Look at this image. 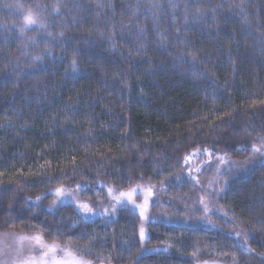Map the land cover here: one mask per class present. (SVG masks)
Here are the masks:
<instances>
[{"label":"trees","instance_id":"obj_1","mask_svg":"<svg viewBox=\"0 0 264 264\" xmlns=\"http://www.w3.org/2000/svg\"><path fill=\"white\" fill-rule=\"evenodd\" d=\"M193 150L248 164L226 180L228 218L217 227L150 224L157 250L140 255L135 211L86 219L73 204L46 209L53 190L83 183L95 209L108 189L139 183L193 199L176 176ZM5 230L92 263L264 264V0H0Z\"/></svg>","mask_w":264,"mask_h":264},{"label":"rangeland","instance_id":"obj_2","mask_svg":"<svg viewBox=\"0 0 264 264\" xmlns=\"http://www.w3.org/2000/svg\"><path fill=\"white\" fill-rule=\"evenodd\" d=\"M25 15V22L27 17ZM33 17V16H32ZM255 162V161H254ZM248 164L229 160L220 154H212L208 150H193L189 160L184 164L177 177L193 185L194 195L186 196L185 200H173L166 194L167 183H139L133 188L117 191L108 189L109 204L95 209L85 202L80 191L85 184L74 188L63 189L62 195L53 190V197L46 209L54 211L64 204H73L86 219H96L97 216H108L116 213L119 208H128L138 213L140 225L138 237L141 245L140 255L148 254L157 249L148 246L149 226L154 223H164L182 227H217L216 217L227 219L226 209L219 200L223 195L226 180L236 176ZM219 175L225 178L219 179ZM111 190V191H110ZM121 193L126 195L121 196ZM194 202H191V201ZM87 204L90 212L80 207ZM181 210L178 213V210ZM143 212V215H141ZM141 228L143 238H141ZM229 232L244 248L249 249L248 233L240 226L233 224ZM37 233H25L16 230L0 231V264H109L92 263L79 256L73 249L56 242L32 239ZM197 264H236L234 261L206 260Z\"/></svg>","mask_w":264,"mask_h":264},{"label":"snow or ice","instance_id":"obj_3","mask_svg":"<svg viewBox=\"0 0 264 264\" xmlns=\"http://www.w3.org/2000/svg\"><path fill=\"white\" fill-rule=\"evenodd\" d=\"M26 19H27V23H28V24H33V23L36 22V21L33 19V17H32L31 14H29V16H28ZM253 151H257V149H253ZM110 191H111V190H110ZM62 193H63V189L58 188V189L56 190V194H57V195H62ZM124 195H126V194L121 193V196H124ZM80 207H81L82 209H84L85 211H87V212H90V211H91V208H89V206H88L87 204H81ZM141 215H143V212H141ZM141 238H143V229H142V228H141ZM32 239H35L36 241H40V240H41V237L36 236V237H33Z\"/></svg>","mask_w":264,"mask_h":264}]
</instances>
